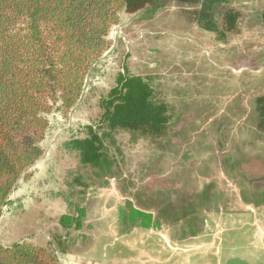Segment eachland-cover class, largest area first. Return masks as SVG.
<instances>
[{"label": "rangeland", "instance_id": "obj_1", "mask_svg": "<svg viewBox=\"0 0 264 264\" xmlns=\"http://www.w3.org/2000/svg\"><path fill=\"white\" fill-rule=\"evenodd\" d=\"M231 4L242 15L237 31L223 38L197 25L195 4L160 0L151 14L148 7L120 13L108 33L110 46L87 73L76 104L45 114L43 154L8 197L0 245L24 241L56 253L57 238L66 237L73 252L111 240L118 247L122 239L114 238L115 213L127 199L157 213L190 200L189 217L264 212V135L248 139L249 132L255 133L254 99L264 96V0ZM118 73L149 76L171 119L156 138L115 132L119 152L111 146L110 153L119 173L105 183L81 166L64 142L83 137L85 126L98 121V101ZM75 175L88 186L82 193V187L70 184ZM68 202L86 209L79 230L58 223L60 215L73 212Z\"/></svg>", "mask_w": 264, "mask_h": 264}, {"label": "trees", "instance_id": "obj_2", "mask_svg": "<svg viewBox=\"0 0 264 264\" xmlns=\"http://www.w3.org/2000/svg\"><path fill=\"white\" fill-rule=\"evenodd\" d=\"M159 1L0 0V217L18 179L43 154L41 142L48 128L45 114L56 106L66 112L76 104L87 73L109 48V30L123 10L148 7L151 14ZM176 1L198 5L194 11L197 25L220 38L237 31L242 14L231 0ZM98 106L102 110L98 121L85 126L83 137L65 141L64 148L106 183L119 173L115 153H110L116 144L114 133L160 137L171 116L149 76L118 73ZM254 110V131L264 135L263 95L254 99ZM70 184L82 187L79 193L88 188L81 175H75ZM68 205L73 212L60 215L58 223L67 230H79L86 209L76 202ZM118 213L127 228L150 227V214L134 207L129 199L118 207ZM57 240V249L67 250L68 238ZM0 264L59 261L52 249L18 241L0 245Z\"/></svg>", "mask_w": 264, "mask_h": 264}, {"label": "crops", "instance_id": "obj_3", "mask_svg": "<svg viewBox=\"0 0 264 264\" xmlns=\"http://www.w3.org/2000/svg\"><path fill=\"white\" fill-rule=\"evenodd\" d=\"M255 134L249 132L250 137H246L253 139ZM189 203L190 200H184L178 208L166 205L160 213L140 209L152 217L150 227L146 228H127L116 211L117 225L113 231L116 229L118 237L114 238L122 239L118 247L111 240L75 252L71 247L65 251L56 249L59 263L264 264V212L211 211L189 217ZM184 215L188 220H181Z\"/></svg>", "mask_w": 264, "mask_h": 264}]
</instances>
